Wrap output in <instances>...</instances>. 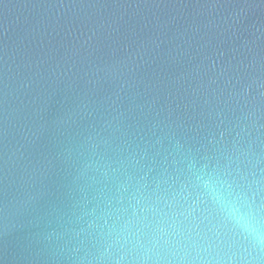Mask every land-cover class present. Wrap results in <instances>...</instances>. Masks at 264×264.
Segmentation results:
<instances>
[{
  "label": "water",
  "instance_id": "95a60500",
  "mask_svg": "<svg viewBox=\"0 0 264 264\" xmlns=\"http://www.w3.org/2000/svg\"><path fill=\"white\" fill-rule=\"evenodd\" d=\"M0 264H264V0H0Z\"/></svg>",
  "mask_w": 264,
  "mask_h": 264
}]
</instances>
